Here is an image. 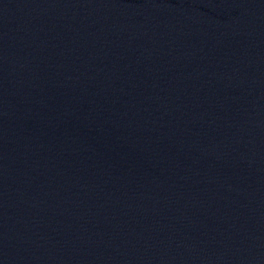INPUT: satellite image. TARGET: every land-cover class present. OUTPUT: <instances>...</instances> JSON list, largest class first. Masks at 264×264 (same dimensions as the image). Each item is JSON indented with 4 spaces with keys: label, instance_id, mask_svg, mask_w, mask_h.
Listing matches in <instances>:
<instances>
[{
    "label": "water",
    "instance_id": "water-1",
    "mask_svg": "<svg viewBox=\"0 0 264 264\" xmlns=\"http://www.w3.org/2000/svg\"><path fill=\"white\" fill-rule=\"evenodd\" d=\"M0 264H264V0H0Z\"/></svg>",
    "mask_w": 264,
    "mask_h": 264
}]
</instances>
